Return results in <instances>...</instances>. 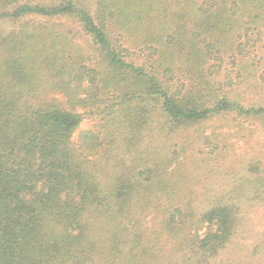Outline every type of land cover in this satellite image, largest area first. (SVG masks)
Segmentation results:
<instances>
[{"label": "trees", "instance_id": "obj_1", "mask_svg": "<svg viewBox=\"0 0 264 264\" xmlns=\"http://www.w3.org/2000/svg\"><path fill=\"white\" fill-rule=\"evenodd\" d=\"M260 27L264 0H0V264H264L261 166L188 171L207 121L264 126Z\"/></svg>", "mask_w": 264, "mask_h": 264}, {"label": "rangeland", "instance_id": "obj_2", "mask_svg": "<svg viewBox=\"0 0 264 264\" xmlns=\"http://www.w3.org/2000/svg\"><path fill=\"white\" fill-rule=\"evenodd\" d=\"M260 30L259 35L253 36L254 40H256L253 45V51L254 54L258 52L264 55V27H260ZM229 66L232 67L230 61ZM252 96L257 97L258 95L253 93ZM248 98L249 96L246 97V99ZM92 121L88 118L82 121L80 127L73 134V139L76 142H78L82 130L92 127L94 124ZM205 125L208 127L207 133H210L212 129L216 130L219 134V140L225 146L218 152V155H212L210 148L205 145H203L204 147L200 145L199 148L192 152L193 155L188 162V171L198 181L195 186L196 191L202 194L209 192L206 191L207 189L214 191L215 186L213 184L216 181L230 180L232 183V180L235 182L242 176H248L249 173H247L246 169L242 170L245 167V163L260 165L264 171V126L247 122L244 129L239 132L238 127L230 130L228 125L221 120L207 121ZM208 155L210 159H207ZM203 160H206V162ZM197 161L200 162L199 168L194 166ZM261 177L264 179V174ZM249 213L252 221V225L250 223L248 227L250 234H253L251 229L253 231H264V201L251 209ZM253 239L249 237L248 239H242V241L251 242Z\"/></svg>", "mask_w": 264, "mask_h": 264}]
</instances>
